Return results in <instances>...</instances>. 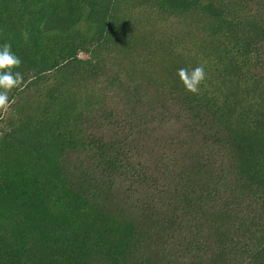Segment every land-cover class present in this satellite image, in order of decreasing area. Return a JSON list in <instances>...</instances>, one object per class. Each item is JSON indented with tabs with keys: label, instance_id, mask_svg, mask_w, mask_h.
Wrapping results in <instances>:
<instances>
[{
	"label": "rangeland",
	"instance_id": "374dc122",
	"mask_svg": "<svg viewBox=\"0 0 264 264\" xmlns=\"http://www.w3.org/2000/svg\"><path fill=\"white\" fill-rule=\"evenodd\" d=\"M259 2L0 0L22 78L0 108V264H252L230 193L264 188V61L234 57ZM201 66L193 94L178 73Z\"/></svg>",
	"mask_w": 264,
	"mask_h": 264
},
{
	"label": "trees",
	"instance_id": "16d2710c",
	"mask_svg": "<svg viewBox=\"0 0 264 264\" xmlns=\"http://www.w3.org/2000/svg\"><path fill=\"white\" fill-rule=\"evenodd\" d=\"M256 8L255 13L260 12L261 15L254 14V18L264 20V0L256 3ZM261 28L257 30L258 36H255L257 34L255 33L252 37L244 39L242 45L238 44L240 46L234 52V57L238 62L240 61L239 58H247L254 55L264 61V51L262 49L264 38L261 39L259 34V31L264 34V31H262L264 29L260 30ZM255 78L259 79L260 77L255 76ZM248 184H238L231 188L234 191L230 193V196L237 194V201H234L237 215H243L241 213L243 209H239V205H244L245 210L248 208L249 214L246 215L252 216V226L244 229L242 225V229L240 231L237 230L233 237V244L236 242L234 247L237 252H244L243 255L246 256L248 262L260 264L264 260V188L257 186L251 180L248 181ZM240 221L245 224L243 219H240Z\"/></svg>",
	"mask_w": 264,
	"mask_h": 264
},
{
	"label": "clouds",
	"instance_id": "9594fccd",
	"mask_svg": "<svg viewBox=\"0 0 264 264\" xmlns=\"http://www.w3.org/2000/svg\"><path fill=\"white\" fill-rule=\"evenodd\" d=\"M20 64V58L11 51V44L5 43L0 46V88L4 89L3 92H0V108L5 107L8 103L7 92L12 87L18 86L22 79L19 72H13ZM178 75L185 89L193 94L199 92L200 84L206 78L202 66L194 68L191 75L188 74L186 69L181 68Z\"/></svg>",
	"mask_w": 264,
	"mask_h": 264
}]
</instances>
